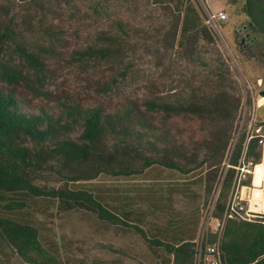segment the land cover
<instances>
[{
  "label": "trees",
  "instance_id": "1",
  "mask_svg": "<svg viewBox=\"0 0 264 264\" xmlns=\"http://www.w3.org/2000/svg\"><path fill=\"white\" fill-rule=\"evenodd\" d=\"M243 1L242 28L248 38L241 53L256 55L263 63L264 0ZM141 3L158 6L166 15L158 27H144L130 19ZM38 7L43 11V4ZM79 8L83 7L75 10ZM83 9V17L88 10L95 17H105L107 28L72 50L68 63L83 69L107 65V81L95 87L101 94H108L128 76L130 55L142 33L151 31L153 38L160 35L165 47L191 55L198 43L214 41V29L191 0H88ZM9 12L0 4V245L27 264H61L55 250L44 247L36 223V213L52 203L59 211L81 209L109 226L134 230L150 247L160 249L163 258L154 264H208L212 246L218 248L220 264H264L261 219L242 218L240 201L231 209L228 200L233 166L241 157L254 163L261 159L264 116L255 117L250 128L237 132L231 142L241 97L229 89L228 70L213 67L189 83L178 98L151 94L126 99L118 109L107 111L101 105L61 99L57 113L41 106L31 111L21 102L24 97L49 98L48 61L63 46V29L47 21L44 12V18L33 13L21 20ZM194 59L208 65L199 56ZM156 114L165 119L204 117L210 128L190 148L188 141L178 142L169 129L156 125L151 119ZM248 135L252 137L247 139ZM158 166L186 176L163 180L150 176ZM44 171L57 177L58 183L40 182ZM101 174L134 179L149 174L150 178L124 187L94 182ZM193 184L203 186L202 206H209L210 219L222 222L220 230L208 229L198 241L200 207L189 214L175 213L173 207L176 194L197 197ZM148 216L155 219L146 230L141 224ZM158 216H164V223H157Z\"/></svg>",
  "mask_w": 264,
  "mask_h": 264
},
{
  "label": "rangeland",
  "instance_id": "2",
  "mask_svg": "<svg viewBox=\"0 0 264 264\" xmlns=\"http://www.w3.org/2000/svg\"><path fill=\"white\" fill-rule=\"evenodd\" d=\"M191 1L199 10L204 22L207 14L226 15V21L215 22L213 43L210 45L198 43L193 50L194 54L191 55L177 47H165L162 45L160 35L153 38L151 31L142 33L137 37L140 42L136 51L130 55L132 67L128 76L111 92L101 94L96 92L95 87L97 83L107 81V65L83 69L78 64L68 63L72 50L93 38L98 30L107 28L106 18L93 16L91 10L83 17V8L88 5V0H35V3L31 4L18 0H0V4L7 6L9 14H13L16 20L36 13V17L46 16L47 21L63 29V46L61 45L59 53L48 61L51 72V80L47 85L48 91L51 92L49 98L29 100L28 97H24L21 105L31 111H37L41 106L51 113H57V100L69 99L77 100L84 105H101L107 111L118 109L126 99L137 100L151 94L178 98L186 93L189 83L203 77L204 73L210 72L213 67L220 66L228 70L232 83L229 89L232 91L234 88L241 97V107L236 117L237 126L231 140L233 142L237 132L249 129L251 123L255 122L254 111L258 104L264 101L261 99L259 103L261 98L259 93L264 89V62L261 63L256 55L247 57L241 53L248 38L242 28L246 19L241 10L243 0ZM42 4L43 11L38 7ZM79 6L83 8L75 10ZM42 12L45 13L44 17ZM124 17H127V14H124ZM165 17L158 6L141 3L139 12H136L135 16H130V19L144 27L156 28ZM251 49L255 47L252 46ZM198 56L207 61L208 65L194 59ZM151 119L156 125L169 129L170 135L178 142L188 141L190 148H193L196 142L199 143L210 128L208 119L195 115H174L165 119L162 115L156 114L151 116ZM259 162H262V156ZM153 170L150 176H156L161 180L166 177L186 176L159 166ZM192 175L194 173L188 176ZM150 176L145 174L134 179L101 174L94 182L119 183L121 186L129 187L135 182L140 184L148 180ZM39 178L42 183H58V178L50 175L49 171H44ZM243 185L250 188L243 190L233 178V189L228 200L231 201L234 197L239 199L243 206L242 214L245 215V209L248 208L247 199L250 200L252 188L250 175L243 181ZM218 189L219 185L217 191ZM192 190L197 193L194 200L176 194L173 207L175 213L183 214L192 213L196 207H200V222L196 235L198 241L204 231L214 230L215 224L210 219L209 206H202L203 186L193 184ZM141 208L146 209L144 205H141ZM248 214L250 219L258 217L249 212ZM35 216L44 247L55 250L54 253L61 264H154L163 258L160 249L150 247L134 230L109 226L81 209L63 212L59 211L56 205L47 203ZM154 219L152 216L146 217L141 226L147 230L154 225ZM156 220L160 224L164 216H158ZM0 264L27 263L10 248L0 245Z\"/></svg>",
  "mask_w": 264,
  "mask_h": 264
},
{
  "label": "built area",
  "instance_id": "3",
  "mask_svg": "<svg viewBox=\"0 0 264 264\" xmlns=\"http://www.w3.org/2000/svg\"><path fill=\"white\" fill-rule=\"evenodd\" d=\"M226 21L227 20V17L225 14L223 13H219L218 15L216 14H207L206 15V18H205V23L209 26H211L213 29L216 30V21ZM256 132H259L260 128H256L255 129ZM252 136L251 135H248L247 136V139H250ZM259 144L261 145V148H262V155H263V146H264V135L259 139ZM257 163H260V162H257ZM257 163H254L252 161H246L244 159V157H241L238 164L233 166L235 168V174H234V181L241 185L242 189H246V188H250V187H247V186H244L243 185V181L250 175L251 178L253 177V173H254V168H255V165ZM227 166H229L228 164H226ZM236 200H239V199H236V197H234L231 201H230V208L233 209L234 208V204L236 202ZM248 201V199H247ZM249 213H252V215L254 216H258V217H264V214L263 215H260V214H255L254 212H251L249 210V203H248V208L245 209V215L242 214V212L240 213V216L244 219H250L247 215ZM215 224L214 226V230H220L221 227H222V222L218 219H213L212 220ZM262 224L264 225V219L261 220ZM209 252L211 253V257L207 258L208 260V264H220V260H219V251H218V248L217 246H212V247H209L208 248Z\"/></svg>",
  "mask_w": 264,
  "mask_h": 264
},
{
  "label": "bare ground",
  "instance_id": "4",
  "mask_svg": "<svg viewBox=\"0 0 264 264\" xmlns=\"http://www.w3.org/2000/svg\"><path fill=\"white\" fill-rule=\"evenodd\" d=\"M261 99H264V97H261L260 100ZM256 169H259V171L264 172V157H263V162L262 163L255 165L254 173L256 172ZM254 173H253V175H255ZM260 182H261L260 176L256 172L254 184H253V187H252L253 190L251 188V190H252V192H251V198L253 200L252 201V204H251V207H250V202L251 201L248 200L249 210L251 212H254V213L255 212H260V213L261 212H264V191L261 190V188H260V186H261ZM243 190H245V188Z\"/></svg>",
  "mask_w": 264,
  "mask_h": 264
},
{
  "label": "water",
  "instance_id": "5",
  "mask_svg": "<svg viewBox=\"0 0 264 264\" xmlns=\"http://www.w3.org/2000/svg\"><path fill=\"white\" fill-rule=\"evenodd\" d=\"M259 95H260V97H264V89L260 91ZM263 157H264V146H263L262 159H263ZM256 172L258 173V175L260 176V179H261V182H260L261 186H260V188H261V190L264 191V187H263V185H264V172L259 171V169H256ZM256 172L254 173L255 175H256ZM255 175H253V177H252V185L254 184ZM255 214L263 215L264 212H261V213L260 212H255Z\"/></svg>",
  "mask_w": 264,
  "mask_h": 264
},
{
  "label": "crops",
  "instance_id": "6",
  "mask_svg": "<svg viewBox=\"0 0 264 264\" xmlns=\"http://www.w3.org/2000/svg\"><path fill=\"white\" fill-rule=\"evenodd\" d=\"M260 101L261 100H259V103H260ZM262 106H264V101L263 102H261V104H258V106H257V109H255V111H254V118L256 117V119H257V117L259 118V117H261V116H264V108L262 107ZM262 107V108H261ZM262 162H263V160H262ZM251 187H253V185L251 186ZM252 190H253V188H252ZM252 190H251V192H252ZM256 191V190H255ZM251 192H250V197H249V199H250V207H251V204H252V198H251ZM245 193V192H244ZM244 197V196H243ZM261 202V201H260ZM262 203V202H261Z\"/></svg>",
  "mask_w": 264,
  "mask_h": 264
}]
</instances>
